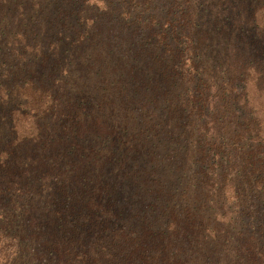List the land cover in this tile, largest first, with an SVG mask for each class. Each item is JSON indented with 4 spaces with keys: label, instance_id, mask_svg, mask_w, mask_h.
I'll use <instances>...</instances> for the list:
<instances>
[{
    "label": "trees",
    "instance_id": "trees-1",
    "mask_svg": "<svg viewBox=\"0 0 264 264\" xmlns=\"http://www.w3.org/2000/svg\"><path fill=\"white\" fill-rule=\"evenodd\" d=\"M160 1L52 0L119 22L107 49L139 104L122 131L136 191L98 195L63 264H264V0H221L212 29L193 0Z\"/></svg>",
    "mask_w": 264,
    "mask_h": 264
},
{
    "label": "rangeland",
    "instance_id": "rangeland-1",
    "mask_svg": "<svg viewBox=\"0 0 264 264\" xmlns=\"http://www.w3.org/2000/svg\"><path fill=\"white\" fill-rule=\"evenodd\" d=\"M193 1L203 28L225 22L221 0ZM163 3L156 0L157 11ZM82 10L0 0V264H63L95 224L98 195L136 191L128 188L132 173L121 174L132 159L122 131L139 104L107 49L120 24L79 20ZM92 31L100 42L86 46Z\"/></svg>",
    "mask_w": 264,
    "mask_h": 264
}]
</instances>
